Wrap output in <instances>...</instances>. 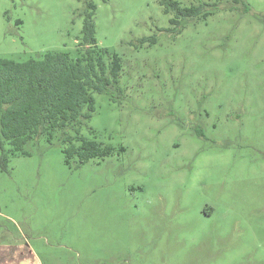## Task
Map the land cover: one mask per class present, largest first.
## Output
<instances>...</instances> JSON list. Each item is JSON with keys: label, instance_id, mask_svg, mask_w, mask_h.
I'll return each instance as SVG.
<instances>
[{"label": "rangeland", "instance_id": "rangeland-1", "mask_svg": "<svg viewBox=\"0 0 264 264\" xmlns=\"http://www.w3.org/2000/svg\"><path fill=\"white\" fill-rule=\"evenodd\" d=\"M204 1L174 32L162 0H0L1 57L76 56L94 2L122 62L82 125L110 155L0 145V264H264V0Z\"/></svg>", "mask_w": 264, "mask_h": 264}, {"label": "trees", "instance_id": "trees-1", "mask_svg": "<svg viewBox=\"0 0 264 264\" xmlns=\"http://www.w3.org/2000/svg\"><path fill=\"white\" fill-rule=\"evenodd\" d=\"M172 13L169 31L179 32L187 21L207 18L216 3L197 0L184 5L179 0H162ZM94 2L89 10L76 56L69 51H47L25 61L0 56V145L3 163L9 152L29 154L25 145L45 135L52 140L62 132L66 163L78 165L92 158L110 155L114 147L82 133V125L96 110L94 93L110 94L119 87L121 57L102 47L97 40ZM157 42L156 35L140 38V43ZM6 144L10 145L7 149ZM124 151L125 148L121 147Z\"/></svg>", "mask_w": 264, "mask_h": 264}]
</instances>
